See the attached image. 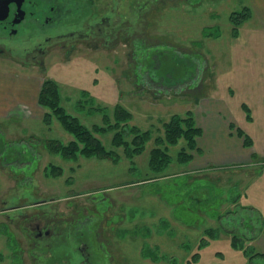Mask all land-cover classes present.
Segmentation results:
<instances>
[{"label": "rangeland", "instance_id": "374dc122", "mask_svg": "<svg viewBox=\"0 0 264 264\" xmlns=\"http://www.w3.org/2000/svg\"><path fill=\"white\" fill-rule=\"evenodd\" d=\"M135 1L141 9L134 30L122 28L107 43L98 34L80 36L68 54L71 42L51 44L42 65L16 50L0 55V264H56L67 253L77 262L66 236L48 239L52 248L37 244L36 226L55 224L62 235L104 245L101 264H264V96L243 88L249 76L264 88V12L254 0ZM120 3L93 0L86 7L112 15L114 6L126 14L132 0ZM245 4L252 15L233 36L229 14ZM214 25L220 36L204 35L205 26ZM46 77L57 81L65 109L88 127L101 125L103 117L91 105L107 107L112 117L121 104L132 113L130 125L151 130L144 149L128 157L119 146L115 161L66 160L50 152L46 139L72 136L55 119L41 121L37 93ZM229 85L236 88L232 97ZM216 98L253 139L259 159L199 167V161H178L180 139L168 146L170 161L151 170L149 154L163 123L192 110L199 124ZM112 135L96 134L114 149ZM51 165L61 173L52 175ZM233 234L240 239L236 246Z\"/></svg>", "mask_w": 264, "mask_h": 264}, {"label": "trees", "instance_id": "16d2710c", "mask_svg": "<svg viewBox=\"0 0 264 264\" xmlns=\"http://www.w3.org/2000/svg\"><path fill=\"white\" fill-rule=\"evenodd\" d=\"M251 15L252 8L247 4L239 10L230 12L229 22L232 26L233 36L238 34L239 27ZM203 32L204 35L220 36L218 25L205 26ZM88 100L91 104L92 100L90 98L86 99L87 102ZM37 104L44 109L41 118L43 123L50 125L55 119L72 136V139L67 142H62L56 138H49L45 140L46 142L44 141V146L50 152L60 154L66 160H76L81 155L85 157L96 156L99 159H112L115 161L118 158L117 147L124 146L126 155L130 157L140 153L144 149L145 142L150 140L151 130H142L137 125H130L129 121L132 119V113L119 103L115 104L112 117L108 113L107 107H93L91 105L90 110L94 109V111L100 110L102 112V124H93L91 127L86 126L76 115L69 113L62 105L59 85L52 78H43L37 95ZM79 105H82V101H79ZM243 108L247 112V117L251 118L248 108ZM230 127L233 128L234 125L230 123ZM163 128V136L155 138V146L149 154V167L153 171L161 170L170 161L171 155L168 152V146L177 144L180 139L184 143L181 145L176 157L178 161L189 162L193 157L192 152L197 150L196 139L202 134V127L197 124L192 110H187L182 115L173 114L168 121L163 123ZM109 131H113L111 142L114 149L106 147L96 136V134ZM235 132L243 138L244 145L250 146L252 144L249 135L241 128L236 127ZM18 153L21 154L20 151ZM60 173V166L51 165L52 175ZM212 230L208 229L207 233L209 235L214 233ZM212 235L214 236V234ZM232 236V244L236 246L237 241H240V239L235 234ZM153 256L156 258V255Z\"/></svg>", "mask_w": 264, "mask_h": 264}, {"label": "flooded vegetation", "instance_id": "af4514ba", "mask_svg": "<svg viewBox=\"0 0 264 264\" xmlns=\"http://www.w3.org/2000/svg\"><path fill=\"white\" fill-rule=\"evenodd\" d=\"M5 1L0 0V13L3 16L5 12L2 10V6ZM8 1V11L4 17L0 18V55H8L15 50L16 52L20 51L23 54H31V58L36 59L39 65L43 64L40 58L47 52L51 44L61 42L60 44L67 45L71 42L69 43L70 48L66 52L68 54L76 49V39L80 36L86 38L91 33L98 34L103 37V42L107 43L110 40L109 35H116L117 31L122 28H126V31L134 30L133 28L138 23L140 8L138 1L132 0L131 9L126 14H122L119 10L113 9L114 6H111L112 10L109 11L112 15L110 13L107 15L106 9L96 11L91 9L89 11L86 5L89 3L90 7L93 0ZM115 3L121 4L120 0H115ZM20 10L23 11V17L14 22L15 18H19ZM123 21L129 22L125 24ZM95 46L100 47L101 44L98 43ZM59 223L57 222V224ZM42 227L37 225V233L34 234L40 248L44 245H46L45 248H48L51 242L62 241V238L66 236L68 250L72 252V255L75 252L78 254L77 262L71 261L70 254L67 253L66 258L60 257V260L58 258L56 264H101V256L106 258L103 251L104 245L101 243L99 245L96 240L87 237H78L75 240V237L69 232L62 235V232L56 230L58 228L56 224L50 225V229L44 225ZM48 239L52 241L50 242Z\"/></svg>", "mask_w": 264, "mask_h": 264}, {"label": "crops", "instance_id": "0c3cea01", "mask_svg": "<svg viewBox=\"0 0 264 264\" xmlns=\"http://www.w3.org/2000/svg\"><path fill=\"white\" fill-rule=\"evenodd\" d=\"M254 2L258 8V11L260 10V13L264 12V0H254ZM261 15L264 18V13ZM263 18L262 21L264 22ZM255 81V77L249 76L245 81L248 85H246L243 81V88L245 90H249L250 92L257 93L256 97L264 96V93H260L261 90L264 92L263 86L255 84ZM39 89L40 86L38 88V92ZM235 92V87L233 88L231 85L227 86V93L230 97H232ZM241 105L242 107H247L250 113L251 109L246 102H242ZM259 106L261 113L264 115V106L261 104ZM224 108L229 111L225 101L220 100V98H216L214 100V110L206 108L208 110L203 112V115L206 117L203 116L198 120L200 125L198 123L197 124L202 127V134L196 139V157H193L190 162L199 161L203 163L198 164L199 167L202 165L227 167L228 165H238L244 161H251L252 158L259 159L257 150L253 144V139L249 136L252 140V144L250 146L244 145L243 138L238 136L235 132V126H239L236 125V123L231 120L229 116H225ZM200 114L202 115V112H200ZM204 117L207 119V121L202 120ZM230 123L234 125L233 128L230 127ZM261 157L263 158V156ZM262 171H264V169Z\"/></svg>", "mask_w": 264, "mask_h": 264}, {"label": "water", "instance_id": "95a60500", "mask_svg": "<svg viewBox=\"0 0 264 264\" xmlns=\"http://www.w3.org/2000/svg\"><path fill=\"white\" fill-rule=\"evenodd\" d=\"M8 2H9V1L6 0V1L4 2V6H2V8H3L2 10H4V12H5V13H4V16H5V14H6V11H8V7H7V6H8V5H7ZM18 13H19V18H15L14 22H15V21H19V20L23 17V11L20 10ZM18 13H17V14H18ZM1 14H2V13H0V18L4 17V16L1 15Z\"/></svg>", "mask_w": 264, "mask_h": 264}]
</instances>
